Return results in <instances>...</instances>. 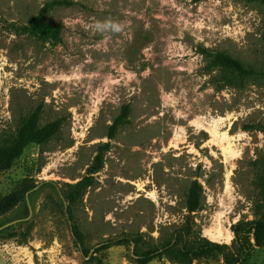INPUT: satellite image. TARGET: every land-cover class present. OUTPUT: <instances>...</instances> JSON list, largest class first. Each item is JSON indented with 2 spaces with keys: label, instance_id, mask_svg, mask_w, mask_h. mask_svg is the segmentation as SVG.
<instances>
[{
  "label": "rangeland",
  "instance_id": "obj_1",
  "mask_svg": "<svg viewBox=\"0 0 264 264\" xmlns=\"http://www.w3.org/2000/svg\"><path fill=\"white\" fill-rule=\"evenodd\" d=\"M263 31L258 1L0 0V145L38 106L40 125L60 121L0 171V196L33 186L28 217L23 202L0 213L18 220L0 232V264H139L129 242L84 257L67 207L86 248L128 236L159 248L147 264H225L218 253L182 256L172 234L187 226L231 245V226L254 218L264 134L249 126L264 123V75L222 86L202 49L261 71ZM98 154L102 166L90 173ZM194 181L202 207L189 213ZM237 264H264V246Z\"/></svg>",
  "mask_w": 264,
  "mask_h": 264
},
{
  "label": "trees",
  "instance_id": "obj_2",
  "mask_svg": "<svg viewBox=\"0 0 264 264\" xmlns=\"http://www.w3.org/2000/svg\"><path fill=\"white\" fill-rule=\"evenodd\" d=\"M246 2L258 1L264 6V0H241ZM262 40L264 43V31L262 33ZM202 53L209 59L208 70L216 71L218 82L222 86L234 87L235 85L243 83L249 78H255L257 75H264V69L256 71L248 66H245L241 61L231 57L223 51L210 52L207 49H202ZM41 108L38 106L27 117H25L20 124L16 134L7 142L0 145V171L8 169L13 161L18 158L24 149L30 144H43L50 140L60 129V121L54 120L44 125L39 124ZM127 117V111L124 110L122 115L110 125L108 137L113 138L119 121ZM249 128L257 129L264 134V123L250 125ZM262 169L264 172V154L261 159ZM102 166L101 156L98 154L94 158L93 164L89 167L90 173L98 171ZM259 187V199L254 205V218L251 220H239L231 226L234 234L231 245L225 243H218L211 241L206 237L193 236L190 234V229L185 226L182 229H175L174 238L180 236L183 243L180 247L179 253L182 256H189L192 259L207 258L213 253L222 255L225 264H237L243 257V254L250 250L253 246H264V174L259 177L257 181ZM33 187L29 184H24L20 188L10 192L6 195L0 196V213H6L20 202H23V214L28 215L29 209L26 202L27 193ZM84 182L79 181L73 185L76 191H72L66 196L68 202L72 203L81 188H84ZM202 207V186L198 181L192 182L186 197L185 208L189 213L200 210ZM69 220L71 223V231L75 242L78 244L80 252L84 257H96L95 253L105 250L112 245L130 243L134 246L133 255L138 258L139 264H147L157 257L159 248L140 249L137 245V240L130 239L128 236L118 238H106L103 241L95 244L91 248L83 246L82 233L73 221L71 209L67 207ZM10 219L1 220L0 226ZM13 227L6 226L0 232H7ZM250 236V237H249ZM251 239L253 242H251ZM172 244V239L162 244L160 249H167Z\"/></svg>",
  "mask_w": 264,
  "mask_h": 264
},
{
  "label": "bare ground",
  "instance_id": "obj_3",
  "mask_svg": "<svg viewBox=\"0 0 264 264\" xmlns=\"http://www.w3.org/2000/svg\"><path fill=\"white\" fill-rule=\"evenodd\" d=\"M68 63H71V62H68ZM93 62H88V63H86L85 64V67L87 66V65H91ZM93 65V64H92ZM84 66V65H83ZM88 67V66H87ZM76 71V70H75ZM80 71H82L81 70V67L78 69V72H80ZM76 75H77V73H75ZM81 74V73H80ZM79 74V75H80ZM75 77V76H74ZM97 78H99V76L97 77ZM100 78H101V76H100ZM95 94H93L94 96H93V98L94 99H92V103H93V111L95 110V108H97V105H98V102H99V90L98 91H96L95 92V90L93 91ZM91 93V92H90ZM84 107V106H83ZM198 126H200V125H198ZM181 132V131H180ZM179 133H176L175 135H178ZM172 147H174V148H177L178 147V144L175 142V143H172Z\"/></svg>",
  "mask_w": 264,
  "mask_h": 264
},
{
  "label": "water",
  "instance_id": "obj_4",
  "mask_svg": "<svg viewBox=\"0 0 264 264\" xmlns=\"http://www.w3.org/2000/svg\"><path fill=\"white\" fill-rule=\"evenodd\" d=\"M27 205H28L29 214H30L31 209H30V206H29L28 201H27ZM67 212H68V211H67ZM28 216H29V215H28ZM28 216H27V217H28ZM16 221H18V220H13V221H10V222L5 223L4 225L0 226V230H1L2 228L6 227V226H9V225H12V224L16 223Z\"/></svg>",
  "mask_w": 264,
  "mask_h": 264
}]
</instances>
